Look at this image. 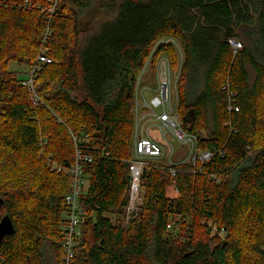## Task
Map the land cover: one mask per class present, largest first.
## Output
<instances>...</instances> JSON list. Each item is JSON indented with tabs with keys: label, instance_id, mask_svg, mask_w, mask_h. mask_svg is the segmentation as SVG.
I'll return each mask as SVG.
<instances>
[{
	"label": "trees",
	"instance_id": "obj_1",
	"mask_svg": "<svg viewBox=\"0 0 264 264\" xmlns=\"http://www.w3.org/2000/svg\"><path fill=\"white\" fill-rule=\"evenodd\" d=\"M13 1L32 8L0 6V221L14 225L0 264H64L65 170L78 153L72 264H264V0H58L50 22L53 2ZM167 37L180 59L172 43L154 50ZM42 49L35 104L12 66L30 71ZM162 56L182 130L214 155L146 160L143 205L125 225L138 79Z\"/></svg>",
	"mask_w": 264,
	"mask_h": 264
},
{
	"label": "built area",
	"instance_id": "obj_2",
	"mask_svg": "<svg viewBox=\"0 0 264 264\" xmlns=\"http://www.w3.org/2000/svg\"><path fill=\"white\" fill-rule=\"evenodd\" d=\"M49 2H53V5L48 9L42 8L43 11H47L50 16H48V20L50 22L51 17L55 11L57 1L58 0H48ZM0 6L8 9L10 7L18 9H30L32 8V3L29 1H25L24 3H18L13 0H0ZM39 8V7H38ZM171 43V42H170ZM230 45L232 46L234 54H236L241 49V43L236 39L229 40ZM51 63V60L47 56V51L42 49L36 64L31 68L28 73V80L23 83V85L29 88L32 93L35 104L38 103L39 99L35 94L34 90V77L36 72L40 69L41 64ZM148 64V63H147ZM146 64V65H147ZM145 65V66H146ZM145 68V67H144ZM170 64L169 61L158 62L156 66L157 77L159 80V84L157 81L158 93L155 94L151 99L147 107L151 108L154 112V120L158 124L155 127H148L145 134H143V127L141 128V132L138 133L137 129L139 128V124L136 125V135L133 145V155L129 165V176L130 180V191H129V200L128 205L126 207L125 213V225H129V222L132 219H135L138 216L139 209L143 205V196L144 189L141 186V176L143 169L145 167L146 160H165L166 164L173 167L177 163L172 161V157L174 156L173 152V140H169L167 134H172L174 136V141H179L183 145H189L191 147V161L193 165L196 164L197 160L206 162L210 160L214 153L210 150L205 151H196L195 150V138L189 136L182 130V122L176 113L175 118L172 117L170 109V92H171V76H170ZM147 69H144V71ZM178 78V74H177ZM162 79V80H161ZM140 80V79H138ZM157 80V79H156ZM177 81V80H176ZM159 86V87H158ZM156 88V91H157ZM176 89V82H175ZM177 90V89H176ZM137 103L138 105V87H137ZM161 108L162 112L157 113L156 109ZM135 113L137 114V107L135 108ZM156 129L158 131V138H154L151 135V131ZM82 160L80 153L77 154L76 164L70 170H65L66 173L72 178V182L70 184V192L67 194L65 198V213H64V225H63V238L60 242L61 247L64 250V264H72L75 258V248L77 246L78 237L81 234V223L82 217L84 215L83 209L80 207L79 198L82 196V193L85 188V178L83 176V172L80 166L79 161ZM88 162H91V158H87ZM54 170H61L56 164L52 165ZM172 176H176V172L174 170L171 171ZM176 187L172 186L170 189V194H177ZM171 228V225L168 226V229Z\"/></svg>",
	"mask_w": 264,
	"mask_h": 264
},
{
	"label": "rangeland",
	"instance_id": "obj_3",
	"mask_svg": "<svg viewBox=\"0 0 264 264\" xmlns=\"http://www.w3.org/2000/svg\"><path fill=\"white\" fill-rule=\"evenodd\" d=\"M172 43L175 48L179 52V59L181 58V52H182V46L179 41H173L172 38H164L161 42L158 43L157 46H155L154 50L156 51L158 49V46L166 43ZM168 60L166 56H162L159 60V62H165ZM12 69L14 71H18L21 73V76L26 77V74H28L29 68H24V67H18L16 65L12 66ZM144 69H147L144 71ZM143 71L140 73L139 77V85H138V105L137 107V114H136V125L139 124V128L137 129V132H141V128L144 124L147 123V125H150L151 123H155L154 120V112L152 111L151 108L147 107V105L150 102V99L158 93V88H157V81L159 84V80L157 77V72L156 68L153 71L151 68V61L148 62V64L145 66ZM170 70V69H169ZM170 76H171V92H170V106L168 109L172 110L171 115L172 117L175 118L176 111H177V90L175 89V82L177 80V72L170 70ZM157 79V80H156ZM162 80V79H161ZM159 87V86H158ZM157 88V91H156ZM157 113H161L162 110L161 108L156 109ZM148 121V122H147ZM181 123V121H179ZM167 137L169 140H173L172 146L174 149V156L172 157L173 162H178L179 160H185V162H190L191 161V154H190V149L191 147L189 145L184 146L182 143L179 141H174V136L170 133L167 134ZM146 163V162H145Z\"/></svg>",
	"mask_w": 264,
	"mask_h": 264
},
{
	"label": "water",
	"instance_id": "obj_4",
	"mask_svg": "<svg viewBox=\"0 0 264 264\" xmlns=\"http://www.w3.org/2000/svg\"><path fill=\"white\" fill-rule=\"evenodd\" d=\"M194 112L191 111L190 112V116L193 114ZM2 203V200H0V204ZM14 233V225L12 223V220L10 219L9 216H5L4 218H2V220L0 221V243L2 242V240L6 237L9 236L11 234Z\"/></svg>",
	"mask_w": 264,
	"mask_h": 264
},
{
	"label": "crops",
	"instance_id": "obj_5",
	"mask_svg": "<svg viewBox=\"0 0 264 264\" xmlns=\"http://www.w3.org/2000/svg\"><path fill=\"white\" fill-rule=\"evenodd\" d=\"M148 122V121H147ZM155 126H158V124L155 122H153V123H151L150 125H147V123L146 124H144L142 127H143V134L142 135H146L145 134V132H146V130H147V128L148 127H150V128H152V127H155ZM151 135L154 137V138H158V131L156 130V129H154V130H152L151 131ZM185 146V145H184ZM183 162H185V160H179L178 159V162H175V163H183Z\"/></svg>",
	"mask_w": 264,
	"mask_h": 264
}]
</instances>
